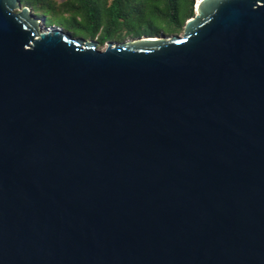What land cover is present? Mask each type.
<instances>
[{"label":"water","instance_id":"1","mask_svg":"<svg viewBox=\"0 0 264 264\" xmlns=\"http://www.w3.org/2000/svg\"><path fill=\"white\" fill-rule=\"evenodd\" d=\"M109 41L0 0V264H264V0Z\"/></svg>","mask_w":264,"mask_h":264},{"label":"trees","instance_id":"2","mask_svg":"<svg viewBox=\"0 0 264 264\" xmlns=\"http://www.w3.org/2000/svg\"><path fill=\"white\" fill-rule=\"evenodd\" d=\"M197 0H21L75 36L105 42L129 35L177 33L194 15Z\"/></svg>","mask_w":264,"mask_h":264},{"label":"rangeland","instance_id":"3","mask_svg":"<svg viewBox=\"0 0 264 264\" xmlns=\"http://www.w3.org/2000/svg\"><path fill=\"white\" fill-rule=\"evenodd\" d=\"M198 1V0H197ZM196 1V2H197ZM196 11H197V8H196V4H195V6H194V14L196 13ZM35 14H37V13H35ZM37 15H39V14H37ZM187 22V21H186ZM47 23L48 24H53V22L52 21H50V20H48L47 21ZM63 28H65L64 26H62ZM183 31H184V27L179 31V32H177V33H167V34H165V33H163V32H161V33H159L157 36H164V35H166L167 37H171L173 34H182L183 33ZM144 36H147V35H129V36H125L123 39H121L120 41H126V40H136V39H139L140 37H144ZM114 41H117V42H119V40H114ZM108 44V42H105L104 44H103V46H102V48H104V47H106V45Z\"/></svg>","mask_w":264,"mask_h":264}]
</instances>
